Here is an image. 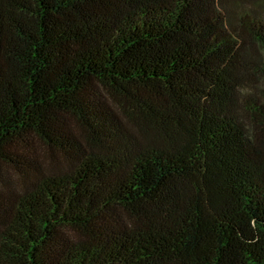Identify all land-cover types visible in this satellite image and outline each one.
<instances>
[{"label": "trees", "instance_id": "16d2710c", "mask_svg": "<svg viewBox=\"0 0 264 264\" xmlns=\"http://www.w3.org/2000/svg\"><path fill=\"white\" fill-rule=\"evenodd\" d=\"M0 264H264V0H0Z\"/></svg>", "mask_w": 264, "mask_h": 264}, {"label": "rangeland", "instance_id": "374dc122", "mask_svg": "<svg viewBox=\"0 0 264 264\" xmlns=\"http://www.w3.org/2000/svg\"><path fill=\"white\" fill-rule=\"evenodd\" d=\"M37 152H38L37 157L35 156L31 157V160H33L37 164L39 163L42 168H47L49 165H52V166L57 165V164L64 165L62 159H60V157L57 156V154H51L45 148L43 149L39 148ZM28 162H31V161H28Z\"/></svg>", "mask_w": 264, "mask_h": 264}]
</instances>
